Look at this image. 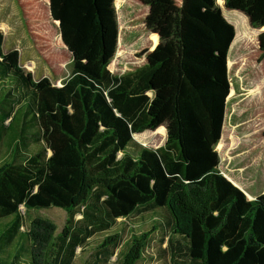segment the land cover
I'll return each mask as SVG.
<instances>
[{"label": "trees", "instance_id": "16d2710c", "mask_svg": "<svg viewBox=\"0 0 264 264\" xmlns=\"http://www.w3.org/2000/svg\"><path fill=\"white\" fill-rule=\"evenodd\" d=\"M113 1L48 0L72 56L59 85L3 52L0 31V264H73L77 248L82 264H264V193L248 199L215 150L234 27L216 0L157 7L144 26L158 42L115 74ZM160 126L157 147L133 138ZM20 206L66 218L58 230Z\"/></svg>", "mask_w": 264, "mask_h": 264}, {"label": "rangeland", "instance_id": "374dc122", "mask_svg": "<svg viewBox=\"0 0 264 264\" xmlns=\"http://www.w3.org/2000/svg\"><path fill=\"white\" fill-rule=\"evenodd\" d=\"M216 2L235 31L226 57L232 95H227L225 101L224 129L228 122L249 121V128L255 129L257 135L264 121V56L260 57L264 48V0ZM113 5L115 25L109 36L113 33L114 43L108 49L107 67L120 74L140 65L144 61L142 51L152 49L158 42L157 34L144 26L145 15L161 7L169 17L176 18L179 0H114ZM0 31L3 52L16 49L21 68L33 79L46 77L59 85L70 73L72 59L60 40L57 23L49 15L47 0H0ZM133 138L143 145L157 147L164 142L165 129L160 126L157 130H144L133 134ZM254 138L257 141L258 136ZM263 138L260 146L264 148ZM262 154L264 160L263 149ZM20 208L26 218L38 214L49 218L58 230L66 218V213L58 208L27 212ZM126 238L127 232H124L123 240ZM76 252L73 264H82L89 258V250L82 252L77 248ZM114 258L111 256L110 261ZM163 260L166 258H154L149 264H164Z\"/></svg>", "mask_w": 264, "mask_h": 264}, {"label": "crops", "instance_id": "0c3cea01", "mask_svg": "<svg viewBox=\"0 0 264 264\" xmlns=\"http://www.w3.org/2000/svg\"><path fill=\"white\" fill-rule=\"evenodd\" d=\"M156 43V38L152 44ZM222 123L221 146L215 145L220 173L238 187L248 199L264 193V160L261 145L263 125L258 134L249 128V121ZM255 136H258L257 141ZM264 139V138H263ZM219 142V141H218ZM217 142V143H218Z\"/></svg>", "mask_w": 264, "mask_h": 264}, {"label": "water", "instance_id": "95a60500", "mask_svg": "<svg viewBox=\"0 0 264 264\" xmlns=\"http://www.w3.org/2000/svg\"><path fill=\"white\" fill-rule=\"evenodd\" d=\"M47 1H48V0H47ZM48 11H49V9H48ZM49 15H50V14H49ZM57 24H58V22H57ZM58 33H60V32H59V29H58ZM70 57H71V59H72V56H71V54H70Z\"/></svg>", "mask_w": 264, "mask_h": 264}, {"label": "bare ground", "instance_id": "6f19581e", "mask_svg": "<svg viewBox=\"0 0 264 264\" xmlns=\"http://www.w3.org/2000/svg\"><path fill=\"white\" fill-rule=\"evenodd\" d=\"M220 146V145H219Z\"/></svg>", "mask_w": 264, "mask_h": 264}]
</instances>
